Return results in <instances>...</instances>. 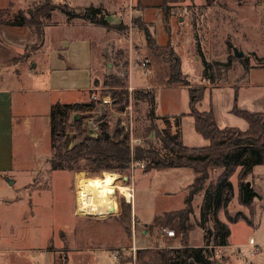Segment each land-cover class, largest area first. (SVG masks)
<instances>
[{"label":"rangeland","instance_id":"obj_1","mask_svg":"<svg viewBox=\"0 0 264 264\" xmlns=\"http://www.w3.org/2000/svg\"><path fill=\"white\" fill-rule=\"evenodd\" d=\"M40 1L34 0L31 8ZM113 1L115 6L107 9L112 28L78 18L68 20L60 9H55L43 21V44L37 46L39 42L33 38L26 47L15 48V62L0 61V86L15 90L14 169L0 178V264H163L159 249L170 248L160 247V239L165 238L164 228L150 223L155 216L164 218V213L185 207L184 199L196 176L191 168L145 171L143 161H132L123 173L111 170L120 175V184L131 188L132 197L118 191V212L103 217L109 213L93 216L77 212L78 184L85 177H102L108 170L54 169L51 163L55 156L51 112L56 103L97 101L92 110L71 113L63 138V142L68 139L67 148L80 138L70 126L77 120L93 130V133L88 131L91 135H98L100 124L106 123L111 133L120 130L128 134L131 148L147 145V141L162 148L160 138L147 133L148 104L130 98L129 104L118 110L112 95L119 89L106 86L111 77L123 78L130 93L135 89L131 84L153 88L159 116L174 119L189 111L187 84L156 85L159 67L165 63L158 65L152 57L145 29L157 44L169 45L180 56L187 81L194 86H210L204 78L205 73L210 74L208 67L217 62L226 63L232 57L230 69L222 72L216 84L232 86L205 91L202 99L205 110L213 109L220 127L246 129L248 126L244 118L228 111L235 103L233 85L241 83L238 107L264 110V0H187L167 9L165 5L145 7L137 0ZM50 2L53 7L64 3L86 6L87 0ZM23 6V11H28L31 5ZM92 25L95 28H88ZM102 36L106 39L103 64ZM235 49L243 55L237 57ZM197 107L203 111L200 104ZM155 125L160 129L165 127L161 119H156ZM184 143L202 147L209 141L187 121ZM108 162L116 165L115 161ZM86 163L83 158L81 164ZM239 171L240 167L230 178L233 198L217 215L227 223L228 215L238 214L240 219L228 225L230 246L218 247L217 254L211 241L208 249L213 251L211 258L216 264H243L246 259L237 252L238 246H245L250 238L264 246V165L255 166L243 178L258 194L251 206L239 200ZM220 173V169L210 170L204 186L215 184ZM204 195L205 191L201 190L193 200V213L189 216L192 227L187 238L191 246L210 242L200 223ZM178 221L168 228L176 229L172 238L182 241ZM206 222L209 228H214L213 214ZM143 229L147 230V237ZM133 241L137 246L150 247L138 248ZM117 249L122 253L119 259L112 256V251Z\"/></svg>","mask_w":264,"mask_h":264},{"label":"trees","instance_id":"obj_2","mask_svg":"<svg viewBox=\"0 0 264 264\" xmlns=\"http://www.w3.org/2000/svg\"><path fill=\"white\" fill-rule=\"evenodd\" d=\"M51 0H41L28 11L20 10L13 14L11 8L0 9V24L12 26H28L35 40L39 42L37 46L43 44V21L51 16V12L60 9L67 16L68 20L79 18L89 21L92 24L103 26L107 29L113 27L108 20L109 13L102 5L90 4L87 6L70 5L68 3L59 4L53 7ZM166 9L168 4H164ZM161 5V6H164ZM147 47L156 63L165 66L159 67V71L154 80L156 85L172 86L187 84L189 91V112L181 113L171 119L168 115L159 116L157 114L156 93L153 88H136L130 93L127 82L121 77H111L106 82L108 87H116L119 90L112 95L115 106L118 110H123L130 101H145L149 106L150 125L147 126L148 135L154 133L162 141V148H158L152 141H147V145H136L131 148L128 140L129 136L120 130L111 133L109 125L100 124L98 135H90L87 127L81 120L70 124L74 128L79 140L72 147L64 146L63 138L67 135L69 126L68 120L73 112L92 110L97 101L74 103H56L51 112L52 146L55 149V156L51 160L54 169H84L88 168L97 172L118 171L123 173L130 167L132 161H143L144 170L166 169L171 167L191 168L196 176L189 192L184 199L185 207L179 210L164 213V218L155 216L150 224L160 225L161 228H168L177 219L179 220V230L182 234V244L180 248L159 249L162 255L163 264H216L211 258L213 251L208 249L211 241L214 246L228 245V237L231 234L227 223L218 217V212L222 208H227L234 195V187L230 181L231 176L238 167L239 178V200L243 205L251 206L258 196L257 192L248 186L243 178L250 174L257 165H264V111L251 112L240 109L237 105V90L235 91V103L233 112L244 118L249 127L241 130L233 127L221 128L212 110L200 111L197 105L202 101L206 90V85H191L187 81L188 75L182 70V62L172 47L169 45L160 46L155 37L148 29L144 30ZM233 62L232 57L226 63H213L209 68L210 74L205 73L204 78L209 84H218L217 80L225 70H229ZM209 63L205 62V65ZM207 67V66H206ZM247 70L246 72H248ZM187 81V83H185ZM185 115L194 117L196 131L209 140V145L203 147H190L184 144L182 139L181 120ZM164 121L165 127L160 129L155 125V120ZM122 134V138H119ZM88 163L81 164L82 159ZM116 162L111 165L108 161ZM220 169L215 184L205 187V180L209 178L210 170ZM201 190L205 191L203 205L201 207V225L206 231V236L210 237L203 246H189L188 233L192 227L189 216L193 213V200ZM213 214L214 228L207 226V220ZM230 222H236L240 215H228ZM249 224L252 221L243 216ZM142 251H139V255ZM141 256V255H140Z\"/></svg>","mask_w":264,"mask_h":264},{"label":"crops","instance_id":"obj_3","mask_svg":"<svg viewBox=\"0 0 264 264\" xmlns=\"http://www.w3.org/2000/svg\"><path fill=\"white\" fill-rule=\"evenodd\" d=\"M33 1L34 0H0V9L17 8L16 10L12 11L13 14H16L20 10H23V7H24L23 4L27 3L28 5H31V6H28V8H31L33 5L32 4ZM131 1H133V0H131ZM137 1H139V3H141L145 7H159V6L161 7V5H164V4H168V5L172 6V5H179V4H183L184 2H187V0H137ZM87 2H88V4H87ZM87 2L85 3L86 6L90 5V4L102 5L106 10L115 6L114 5L115 1L112 2V0H87ZM85 4H83V5H85ZM74 5H76V4H74ZM63 14L65 15V13H63ZM66 18H67V16H66ZM75 19H77V18H74L71 20H75ZM88 28L93 29V28H95V26L92 25V28L91 27H88ZM97 30H99V29H97ZM33 38H34L33 33L28 26H12V25L0 24V61L1 60H3V61L8 60V61L15 62L14 61L15 60V54H16L15 48L26 47L32 41ZM102 38H103L102 39L103 42H101V44H100V48H101V54H100L101 60L100 61L103 64L104 61L106 60V53H105V51H103L104 46H105L104 43H106L105 42L106 39H105V36H102ZM109 42H110V40H109ZM11 53H14V55ZM0 70H1V67H0ZM96 83H98V81H96ZM131 85H133L135 87V89L141 88L138 85H134V84H131ZM228 85H230V84H226V85L210 84V86H206L205 91L212 92L214 89H218V88L228 86ZM140 86H142V85H140ZM230 86H232V85H230ZM233 86H235V91L237 90V100H238L239 89L241 87V83L238 85H233ZM90 88H91V85H89L88 89H90ZM14 92H15V90L12 89L11 87L0 86V178L2 177L1 174L12 171L14 169V148H13V140H14L13 93ZM199 104H200L201 110L207 111L204 109L202 101ZM237 105L239 106L240 104H237ZM232 108L233 107H231V108L229 107L228 111L233 112ZM240 109H245V108L241 107ZM209 110L213 111L212 108H210ZM245 110H247V109H245ZM263 111L264 110H262V111L261 110H257V111L255 110V111H251V112H263ZM188 112H184V113H188ZM213 113H214V111H213ZM214 116H215V113H214ZM215 120H216V117H215ZM187 121H188V124H190V125L193 124V126L195 128L194 117L191 115H185L181 120L183 142H184V125L186 124ZM247 125H248V123H247ZM226 127H229V126H226ZM246 127H247L246 129H248L249 125ZM221 128H224V127H221ZM239 129H241V128H239ZM246 129H241V130L244 131ZM185 145H187V144H185ZM207 145H209V144H207ZM207 145H205V146H207ZM120 194H122L126 197H132V196H128L125 193H120ZM117 204L119 205L118 194L116 196L109 197L108 207L106 208V211H105L106 213H109V214H107L106 216H103V217H107L111 213L118 212V205ZM229 224H230V222L227 223V225H229ZM146 232H147V230H145V229L142 230V233L147 237L149 234H147ZM164 237H165L164 239H160L162 241V244L160 247L180 248L183 246L182 241L178 237H174V238L168 237V236H164ZM177 240H180V242L178 244H176ZM133 244L138 248L150 247L147 245H144L141 247L137 246L134 243V241H133ZM189 246H191V245H189ZM225 246L228 247V246H230V244L224 245L223 247H225ZM238 247L240 249V246H238ZM237 252H239V250H237ZM245 259H246V261H244L243 264H264V246H262L261 252H259L257 255H255L254 259H252V258L249 259L247 257H245Z\"/></svg>","mask_w":264,"mask_h":264},{"label":"bare ground","instance_id":"obj_4","mask_svg":"<svg viewBox=\"0 0 264 264\" xmlns=\"http://www.w3.org/2000/svg\"><path fill=\"white\" fill-rule=\"evenodd\" d=\"M119 178L118 173L110 171H105L102 177L82 178L78 184L77 212L93 216L104 215L109 197L116 196L118 191L132 196L131 188L120 184Z\"/></svg>","mask_w":264,"mask_h":264},{"label":"built area","instance_id":"obj_5","mask_svg":"<svg viewBox=\"0 0 264 264\" xmlns=\"http://www.w3.org/2000/svg\"><path fill=\"white\" fill-rule=\"evenodd\" d=\"M163 235L164 236H168V237H173V236L176 235V229H174V228H164L163 229ZM218 247L222 248L223 246H216L215 247L216 249L214 251L217 254L220 253L219 249H217ZM132 249H135V248H132ZM261 250H262V246L260 244H258L255 241L254 238H250L248 244H246L245 246L243 245L242 247L240 246L239 253H240V255H242L244 257H248V256L254 257L259 252H261ZM121 254L122 253H121V251L119 249L112 251V256L115 259H119Z\"/></svg>","mask_w":264,"mask_h":264},{"label":"water","instance_id":"obj_6","mask_svg":"<svg viewBox=\"0 0 264 264\" xmlns=\"http://www.w3.org/2000/svg\"><path fill=\"white\" fill-rule=\"evenodd\" d=\"M235 55H236L237 57H241V56L243 55V52L238 51L237 49H235ZM88 131H89V133H93V130H92V129H89V128H88ZM90 135H91V134H90ZM68 144H69V142H66V143H65V146L68 147ZM125 178L128 179L127 176H126ZM247 184H248V186H250V183H249V182H247Z\"/></svg>","mask_w":264,"mask_h":264},{"label":"flooded vegetation","instance_id":"obj_7","mask_svg":"<svg viewBox=\"0 0 264 264\" xmlns=\"http://www.w3.org/2000/svg\"><path fill=\"white\" fill-rule=\"evenodd\" d=\"M65 139H66V138H65ZM66 142H68V139H66V141H64V145H65Z\"/></svg>","mask_w":264,"mask_h":264}]
</instances>
